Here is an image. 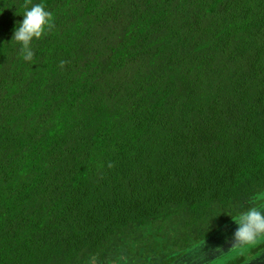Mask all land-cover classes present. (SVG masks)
Here are the masks:
<instances>
[{
    "label": "trees",
    "instance_id": "1",
    "mask_svg": "<svg viewBox=\"0 0 264 264\" xmlns=\"http://www.w3.org/2000/svg\"><path fill=\"white\" fill-rule=\"evenodd\" d=\"M25 2L0 0V264H172L264 201V0H31V62Z\"/></svg>",
    "mask_w": 264,
    "mask_h": 264
},
{
    "label": "clouds",
    "instance_id": "2",
    "mask_svg": "<svg viewBox=\"0 0 264 264\" xmlns=\"http://www.w3.org/2000/svg\"><path fill=\"white\" fill-rule=\"evenodd\" d=\"M31 0H26V11L23 14L22 22H19L14 29L11 41L20 45L19 54L28 62L33 60L32 51L33 39H41L44 35L51 32L54 27V16L50 11L45 10L44 4H33L30 8ZM65 62H60L63 68ZM109 167H112L109 164ZM235 223L239 225L234 233L233 248L238 250H247L255 247L258 238L264 237V216L256 208H251L248 212L233 217Z\"/></svg>",
    "mask_w": 264,
    "mask_h": 264
},
{
    "label": "rangeland",
    "instance_id": "3",
    "mask_svg": "<svg viewBox=\"0 0 264 264\" xmlns=\"http://www.w3.org/2000/svg\"><path fill=\"white\" fill-rule=\"evenodd\" d=\"M264 216V201L256 207ZM239 225L234 221L222 225L209 235L201 245L178 257L172 264H217L221 257L237 253L240 250L233 248L234 233ZM261 237L259 239H262ZM242 251V250H241ZM243 264H264V250L259 252L255 258L245 261Z\"/></svg>",
    "mask_w": 264,
    "mask_h": 264
}]
</instances>
